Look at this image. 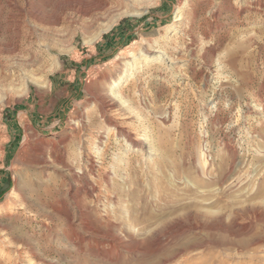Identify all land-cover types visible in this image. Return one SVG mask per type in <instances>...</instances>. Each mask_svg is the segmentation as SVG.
Masks as SVG:
<instances>
[{"label":"rangeland","instance_id":"rangeland-1","mask_svg":"<svg viewBox=\"0 0 264 264\" xmlns=\"http://www.w3.org/2000/svg\"><path fill=\"white\" fill-rule=\"evenodd\" d=\"M255 1L139 0L85 31L68 21L46 30L47 1L0 0V264H264ZM180 14L191 19L170 30ZM133 42L142 63L122 71ZM152 45L160 55H146ZM107 95L115 103L104 111ZM33 134L61 160L46 191L21 185L38 177ZM87 156L101 158V171L86 170L96 189L70 199L67 181L80 180L68 168ZM14 180L23 191L4 203Z\"/></svg>","mask_w":264,"mask_h":264},{"label":"bare ground","instance_id":"bare-ground-1","mask_svg":"<svg viewBox=\"0 0 264 264\" xmlns=\"http://www.w3.org/2000/svg\"><path fill=\"white\" fill-rule=\"evenodd\" d=\"M44 1L45 2L47 1L46 2L47 11L46 13H44V23L48 25V27L45 28L46 30L47 29L49 30L50 28L54 27V25L58 24L59 22L63 23V21H68V22L76 23L79 29L86 31L89 28L94 27L99 22V20H105L107 18H110L111 13L115 10H119L121 7H127V6H129L130 8L135 7L139 0H44ZM254 3L260 6L262 4V1L256 0ZM176 8L177 9L175 10V12L178 14V12L182 11L183 9H186L187 6L185 4L183 8L180 6ZM190 19L191 18L181 15V14L177 15V17L174 19V23L170 25L169 29L170 30L176 29L177 26L184 24ZM107 28H108V24L102 25L101 30L104 31V29H107ZM95 38L96 37H90L89 39L94 40ZM138 43L140 42L138 41ZM135 44L137 43L133 42L132 46H130L131 50L128 51L126 58L121 60L120 65H121L122 71H133L137 69L140 63H142L141 58H136L137 53H136ZM148 47L149 46H147V48ZM5 50L7 52L15 53L16 48L15 46L11 47V49L6 47ZM156 54L157 55L161 54V51L156 46L152 45L146 50L147 56L152 57ZM16 56L17 57H15L14 65L19 68L23 67L24 64L26 63H24V60L21 57H19L18 55ZM115 59L120 61L119 56H116ZM120 80H121V77L118 76L115 81L119 83ZM114 101H115L114 97L112 96L110 97L108 95L101 98L100 103H101L102 109L104 111L111 109L115 103ZM108 116H109L108 120H109L110 125L117 133H119L124 138H126V140H128L132 146H135L141 150L144 149L145 141L143 139H137L133 137L129 131L124 130L123 127L118 124V121L116 120L114 114H109ZM29 137H32V138L29 139ZM26 139H29L28 141L34 142L35 144L32 147L33 154H32L31 160H32L33 165H30V166L31 168H34L33 170L34 175L37 174L38 177H34V178L29 179L28 181L21 182V185L23 189L25 187L29 188L31 185L33 186L34 191L39 190V192L41 190L44 191V189L45 191L49 190V186L47 184V182L50 181L49 174L51 173L52 170L54 171L56 170L55 168L56 166H53L51 161L56 160V161L61 162V160L59 156H57L54 152L49 151L50 148L48 147L47 143H44V139L42 137H38L37 135L33 134L31 136L30 135L27 136ZM100 144L101 145L103 144L102 141H100ZM99 159L101 158H96V157L94 158L92 156H87L86 164L83 169L74 171L71 168H68L71 178L80 180L79 185H76L71 181H67L66 191L70 199H73L74 195H76L79 191H83L89 195H93V192L96 189V184L95 182H92V180L89 178L88 176L89 174L88 172H86V170H88L91 173L99 171L102 168V164H101L102 162ZM62 176L66 178L65 173H62ZM21 185L18 180H14L13 187L10 191H8L5 197L4 203H7L8 201L11 200L12 193H15L17 191L18 193L19 192L21 193L23 191ZM81 214H82V211L80 209H77L76 215L79 216ZM110 241H116V239H110Z\"/></svg>","mask_w":264,"mask_h":264}]
</instances>
